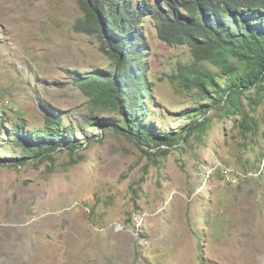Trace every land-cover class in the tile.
I'll use <instances>...</instances> for the list:
<instances>
[{
    "label": "rangeland",
    "instance_id": "374dc122",
    "mask_svg": "<svg viewBox=\"0 0 264 264\" xmlns=\"http://www.w3.org/2000/svg\"><path fill=\"white\" fill-rule=\"evenodd\" d=\"M80 3L0 0V264H264V89L248 92L253 105L242 98L255 129L212 108L209 127L182 149L149 156L90 120L119 116L92 108L72 77L111 64L100 38L75 29ZM141 23V122L182 131L212 99L170 79L192 48L162 40L149 16ZM46 112L74 127L75 151L6 161L21 155L11 128L32 132Z\"/></svg>",
    "mask_w": 264,
    "mask_h": 264
},
{
    "label": "trees",
    "instance_id": "16d2710c",
    "mask_svg": "<svg viewBox=\"0 0 264 264\" xmlns=\"http://www.w3.org/2000/svg\"><path fill=\"white\" fill-rule=\"evenodd\" d=\"M80 6L83 16L75 29L100 38L101 49L111 64L105 69L75 70L72 77L89 97L92 108L113 110L119 116L107 119L94 115L91 122L97 120L98 126L132 136L147 155L156 157L182 149L191 135L204 132L210 125L212 108L230 117L239 114L240 121L234 124L244 132L255 129L256 121L245 109L242 98L253 105L248 92L264 89V0H177V4L162 0L138 5L133 0H81ZM147 16L156 22L162 40L189 45L193 50V61L181 64L178 72L170 76L171 81H178L189 90L198 89L199 94L212 99L211 104L191 111L194 117L184 130L171 134L153 132L141 122L147 117L140 101L141 92L147 89L141 31V22ZM223 74L229 77L225 87L220 85ZM1 121L0 129L6 128ZM46 121L32 132L15 124L11 128L14 136L10 138L21 147V155L5 160L23 164L36 158V162H41L52 158L58 149L74 152L78 145L72 140L74 127L64 126L54 112H46Z\"/></svg>",
    "mask_w": 264,
    "mask_h": 264
},
{
    "label": "built area",
    "instance_id": "2783aa9c",
    "mask_svg": "<svg viewBox=\"0 0 264 264\" xmlns=\"http://www.w3.org/2000/svg\"><path fill=\"white\" fill-rule=\"evenodd\" d=\"M260 173H261V171H260Z\"/></svg>",
    "mask_w": 264,
    "mask_h": 264
}]
</instances>
